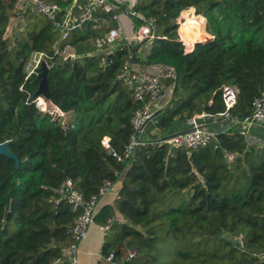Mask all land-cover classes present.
<instances>
[{
	"label": "trees",
	"instance_id": "1",
	"mask_svg": "<svg viewBox=\"0 0 264 264\" xmlns=\"http://www.w3.org/2000/svg\"><path fill=\"white\" fill-rule=\"evenodd\" d=\"M17 3L0 0V144L9 142L19 161L0 155V264H55L80 214L57 190L71 181L90 200L125 171L116 201L125 221L116 220L112 206L95 217L100 225L113 221L106 258L113 255L116 264H264L258 256L264 250V145H249L234 129L216 132L217 140L198 149L141 140L125 158L141 103L118 78L127 60L175 69L174 97L154 116L164 137L196 115L223 113L228 85L239 90L231 116H250L264 92V0H138L135 9L156 19L161 36L146 42L145 59L138 53L143 43L98 48L107 29L93 30L92 23L62 40L52 21L29 12L23 29L9 37ZM190 8L206 18L213 38L186 53L177 19ZM107 16L98 15L111 20ZM142 23L135 18L136 31ZM68 46L84 57L59 67L65 60L57 50ZM35 53L43 59L28 75ZM43 62L50 68L51 99L45 100L64 118L37 107Z\"/></svg>",
	"mask_w": 264,
	"mask_h": 264
},
{
	"label": "built area",
	"instance_id": "2",
	"mask_svg": "<svg viewBox=\"0 0 264 264\" xmlns=\"http://www.w3.org/2000/svg\"><path fill=\"white\" fill-rule=\"evenodd\" d=\"M118 7L110 0H84L79 3L78 0L68 6L59 5L56 0H31L29 2L19 1L17 3V18H23L24 14H41L52 21L61 34L62 40H67L72 33L84 31L87 26L93 24V29L98 30L100 24L108 25L118 20L117 15ZM112 15L111 20L105 17L99 18L98 15ZM130 16L136 19H140L143 23L136 31L134 40L138 43L152 42L156 38H161L155 34L156 19H144L141 14L132 8L129 11ZM204 21H207L204 18ZM177 23H181V19H177ZM7 35V34H6ZM121 38V27H111L108 29L104 38L96 40V46L98 48L108 47L113 49L116 42ZM180 41L185 46L186 53H190L194 47L187 45V43L180 38ZM57 53L63 57L66 61L69 57H73L75 52L71 47H65L64 50H57ZM38 56L36 60H33L34 56ZM31 59V58H30ZM43 59V54L35 53L32 55V61L30 60L27 65V73L31 75L39 67ZM118 78L125 81L133 91L134 99L141 103V108L135 112L132 117V125L134 133L128 146L125 149L124 157H131L134 149L142 142L141 135L150 121L153 120L158 110L167 108L170 105V101L173 99L176 89L177 73L174 68L167 65H158L157 71L154 74L145 73L137 69L131 60H127ZM170 82L167 86L170 89L169 101L161 105L160 100L164 94V85ZM239 90L237 87L228 85L222 90V99L225 106V111L221 114L212 115H196L189 119L191 129L172 135L166 141L172 146H184L189 149H198L208 146L212 141L217 140L218 134L212 130H209L203 126L199 119L201 117H210L213 119H232L242 126L241 133L248 139L251 136V129L259 122H264V92L260 97L255 99L253 104V111L250 116L245 117L242 120L231 116L232 110L235 108L238 102ZM42 97L38 98L41 99ZM37 99V100H38ZM46 102L45 99H43ZM37 107L42 112H51L61 118L65 117V113L59 108L51 105V109L48 110L46 103L44 105L37 101ZM139 139V140H138ZM162 141V140H161ZM160 141V142H161ZM108 139L105 138L103 144L108 145ZM234 156L230 155L232 160ZM115 183H107L100 190L98 196H94L90 200H86L83 196L73 188L71 181H67L57 192L68 199L69 203L73 206V209L80 210L79 217L74 224L67 230V234L72 238L71 244L62 249V255L55 261V264H79V252L80 245L86 238L89 227L95 223V217L97 215V209L101 197L111 192ZM112 220L106 225H99V228L104 232L109 233L112 225ZM131 257H135L136 254L132 252ZM261 259H264V250L258 255ZM109 260H113L111 255Z\"/></svg>",
	"mask_w": 264,
	"mask_h": 264
},
{
	"label": "crops",
	"instance_id": "3",
	"mask_svg": "<svg viewBox=\"0 0 264 264\" xmlns=\"http://www.w3.org/2000/svg\"><path fill=\"white\" fill-rule=\"evenodd\" d=\"M17 1L18 2L19 1L29 2L31 0H17ZM110 1L116 4V6L118 7L116 11L118 15V20L108 25L100 24L98 30L103 31L107 29L108 31V29H110L111 27L120 26L121 27V38L119 41H122V40L128 41V42L134 41V36L136 33L135 18L130 16L129 11H131L132 8L136 6L138 0H110ZM187 17L191 19L192 25L189 26L186 34L182 33V24L178 23L179 24V30H178L179 37L183 39L187 43V45L194 47L199 42H206L213 38L211 33L208 31L207 21H204L203 16L196 15V10L194 8H190V9L183 11V13L180 15L179 18L181 19V21L186 22ZM124 20H125V23L129 25L130 27L129 29L124 26ZM23 22H24L23 18H13L7 29V36L12 37L16 33H18L20 30H22L24 26ZM128 30L130 31L128 32ZM149 44L150 43L143 44L141 46L140 51H138V53H140L139 56H141L142 59L146 58L145 55L148 50ZM37 58L38 56L35 55L33 57V60H36ZM30 60L32 61V57ZM137 69L145 73H149V74H154L157 71V67H141V66L138 67L137 66ZM167 86L168 84L166 83L164 85L163 97L160 100L161 105L166 104L170 98V89ZM199 122L203 126L208 128L209 130H212L218 133L219 132H231L234 129L242 130V126L232 119H213L210 117H201L199 119ZM189 129H191V125L188 120L186 123L179 124L177 128L175 129V131L172 132L170 135L172 136L174 134L187 131ZM157 134L159 135L158 140L161 141L164 136L160 132H158ZM247 140L249 142V145H264V122L257 123L251 129V136ZM125 174H126V171L123 173L121 179L117 183H115L111 192L101 197L99 201L98 209H97V213H98L103 207L112 206L115 210L116 220L119 222L125 221L124 217L119 213L116 207V201L118 200L119 193L122 188V181H123ZM99 225L100 224H97L95 222L89 227L87 236L80 245L79 264H116L103 255V246L106 242V237L108 236V233L101 230L99 228Z\"/></svg>",
	"mask_w": 264,
	"mask_h": 264
},
{
	"label": "water",
	"instance_id": "4",
	"mask_svg": "<svg viewBox=\"0 0 264 264\" xmlns=\"http://www.w3.org/2000/svg\"><path fill=\"white\" fill-rule=\"evenodd\" d=\"M144 44V43H143ZM84 55H74L73 57H69L65 63L63 65H60L59 67H63V66H67L68 64H70L73 60L75 59H80L83 58ZM134 58V57H133ZM42 72L39 74V77L41 78V83H40V87L38 89V91L35 93V97L38 99L40 97H43L46 100L51 99V94L49 92V81H48V72H49V66L43 62L42 63ZM168 138L170 137H166L163 138L162 141H166ZM139 140V139H138ZM0 155H4L7 156L10 159H13L15 161H17V164L19 163L18 161V157L16 155H14L13 153L10 152L9 150V142L0 144ZM230 240H232L233 242H235V240L233 238H229ZM237 246H239V244H237Z\"/></svg>",
	"mask_w": 264,
	"mask_h": 264
},
{
	"label": "rangeland",
	"instance_id": "5",
	"mask_svg": "<svg viewBox=\"0 0 264 264\" xmlns=\"http://www.w3.org/2000/svg\"><path fill=\"white\" fill-rule=\"evenodd\" d=\"M109 19H111L112 18V15H110V16H107ZM129 19H131V18H129ZM190 19H187V21H189ZM181 23H183V21H181ZM124 26L126 27V28H130L129 27V25L127 24V23H125V20H124ZM130 30H128V32H129ZM29 62H30V60H29ZM29 62H28V64H29ZM27 64V65H28ZM27 69V68H26ZM42 99H44L43 97H42ZM39 100V99H38ZM37 100V101H38ZM46 103V106H47V109L48 110H50L51 109V104L49 103V102H45ZM157 120V118L155 119H153L151 122H149L148 123V125L145 127V130H144V132L142 133V140H151V141H155V140H158L159 139V135L157 134L158 132H157V130L155 129V121ZM169 136H171V135H169ZM161 138V137H160Z\"/></svg>",
	"mask_w": 264,
	"mask_h": 264
},
{
	"label": "bare ground",
	"instance_id": "6",
	"mask_svg": "<svg viewBox=\"0 0 264 264\" xmlns=\"http://www.w3.org/2000/svg\"><path fill=\"white\" fill-rule=\"evenodd\" d=\"M181 24H182V33L186 34L187 29L189 28V26L192 25L191 19L189 21H186V22L183 21V23H181ZM39 101H41V99H39Z\"/></svg>",
	"mask_w": 264,
	"mask_h": 264
}]
</instances>
